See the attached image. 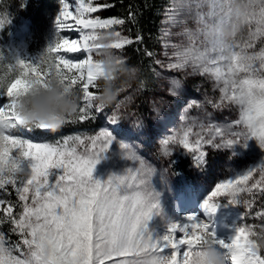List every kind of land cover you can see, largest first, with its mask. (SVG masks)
Masks as SVG:
<instances>
[{"label": "snow or ice", "instance_id": "snow-or-ice-1", "mask_svg": "<svg viewBox=\"0 0 264 264\" xmlns=\"http://www.w3.org/2000/svg\"><path fill=\"white\" fill-rule=\"evenodd\" d=\"M222 4L223 0H178L166 16L174 26L184 23L180 17L185 14L195 19L198 26L206 25L209 19L222 24L231 19L230 14L220 11ZM112 6L105 3L101 7ZM205 7L207 12L203 11ZM251 9L246 21L248 39L228 45L227 52L220 40H214L210 48L201 51L197 47V34L187 29L183 33L187 44L172 46L167 67L191 68L193 74L213 80L220 97L218 103L209 102L214 108L226 104L237 106L239 118L221 127L211 122L209 113H204L203 118L194 117L191 123L206 130L207 136L196 133L197 139L191 143L189 134L193 127H188L182 136L169 135L161 142L165 154H169L170 145L180 146L195 153L199 166L206 156L204 145L231 148L236 144L243 146L252 139L264 149V47L248 51L254 49L257 38L264 44V0H253ZM98 10L93 0H77L74 10L71 0H60L55 19L57 35L53 45L41 56L40 63L18 61V74L0 79V99L6 98L0 104V225L8 224L11 233L18 237L8 243L0 235V264H143L136 255L139 252L137 241L145 238L146 224L154 210H158L157 196L133 187L121 175H112L103 183L93 179L95 165L113 142L109 132L101 131L87 139L68 137L56 144H39L12 134L13 130L24 127L16 115V99L25 94L33 82L44 84L49 72L40 65L49 59L63 81L81 94L78 114L65 124L83 123L103 113L105 107L95 103L99 91L97 78L102 72L94 59L98 48L94 41L104 34L111 38L112 50H123L133 41L114 28L123 25V19L88 17ZM98 29L106 31L98 32ZM66 30L77 32L78 38L61 35ZM61 53H80L81 56ZM116 56L126 66L123 57ZM158 63L165 67L163 61ZM175 90L171 88L173 93ZM198 106L195 101L188 105L189 108ZM118 121L113 113L109 123ZM39 130L48 131L44 127ZM80 146H83L82 152L78 150ZM125 153L126 158L137 160L130 149L125 148ZM141 164L143 170V162ZM255 171L252 168L216 184L202 205L205 214L215 213L218 201L214 198L221 196L227 197L232 205L243 203L245 208H251L252 203L239 194L247 192L256 196L253 190L259 189L258 194L264 196V167L260 169L261 179L249 184ZM12 191L18 203L8 199ZM248 215L245 213L240 219L246 220ZM257 215L264 219V211ZM186 219L188 222L183 226L169 225L168 234L159 241L147 237L148 247L143 251L144 256L152 258L150 264H193V258L200 254V245L205 241L225 250V264H264V251L256 249V241L264 238V232L257 233L252 227L239 224L230 243L224 244L194 215ZM176 233L182 236L177 238Z\"/></svg>", "mask_w": 264, "mask_h": 264}, {"label": "rangeland", "instance_id": "rangeland-1", "mask_svg": "<svg viewBox=\"0 0 264 264\" xmlns=\"http://www.w3.org/2000/svg\"><path fill=\"white\" fill-rule=\"evenodd\" d=\"M174 3H178V0H170L169 9ZM231 4L232 0H223L220 11L225 14H230L231 19L222 24L213 22L209 19L206 25L203 26L201 24L198 26L195 19L185 14L180 17L184 23L179 26H174L170 24L169 18L165 14L161 27L160 52L156 56L157 89L152 98L153 105H150L151 107L149 106V120L146 121L138 116L134 109V99L137 94V88L135 86V73L131 71L130 77L122 76V79L118 84V91L115 95V99L109 106L105 107V109L107 108V111L105 110L104 112V126L95 135L79 136L87 139L88 137L99 135L101 131H107L110 133L106 122L109 121L113 113H115L117 119L119 120L118 122L122 124V133L119 135L110 133L113 137V142L109 146L108 151L104 153L103 159L95 165L93 170V179L99 180L103 183L112 175H121L124 176L133 187H138L142 190L148 191L150 194L154 193L157 196L158 210H154V214L151 219L148 220L145 229V233H150L151 239L153 230L158 229L156 231V236L163 235L165 231L168 230L169 225L174 221L177 222L178 226H183L184 223L178 221L180 213H186L183 209H186L188 206H190L193 210L191 212H193L194 215L200 219V221H203L208 225L207 231L213 233L214 237H216L215 232L217 229H220V232H222V228H224L223 224L227 225L225 229L232 231V237L235 235V224L241 217L238 211L234 208L218 205L215 213L206 215L205 210L202 208L205 199L210 196L216 184L212 185L211 188L206 191L200 186V183H197L198 197L195 200H183L174 197V189L164 174L165 162L169 157H180L181 155L187 154L190 155V158L193 160L192 164H194L197 163L194 159L195 153L189 152L177 145H170L169 154H165L161 144V142L169 135L182 136L188 127H193L194 129L193 132L189 134V141L193 144L197 139L196 133H201L202 135L207 136L206 130H202L199 126H195L191 123L194 117L199 116L203 118L204 113H209L211 122L218 124L221 127H224L239 118V109L237 106L226 104L222 108H214L209 102L216 101L218 103L220 97L219 90L214 89L213 80L199 74H193L191 68L173 70L167 67L173 51L172 46L187 44V36L183 35L185 29L197 34V47H199L201 51H203L205 47L210 48L214 40H220L223 42L225 52H227L228 45L233 43L240 44L246 41L248 39L246 21L249 15L244 17L242 21L244 24L243 30L240 32L235 41L225 44L218 35H216L212 40L208 39L209 33H218L219 30L226 28L227 25L232 22L233 12ZM72 5L74 10L75 4ZM59 10L60 3L56 17L59 14ZM203 11L207 12L208 9L205 7ZM55 19L52 23L54 30L52 35L53 40L51 41L52 45L57 35L55 30ZM0 22H2V27H0V47H3L2 49L4 53H6L11 59L15 71H20L19 66L16 64L18 61L24 63L38 61L39 56L37 53L24 57V53H22V55L18 54L20 53V50L17 47L16 50L11 47L10 37L13 36L14 40L18 41V30H11L8 33V37L5 38L2 34V30L4 29L7 21L0 17ZM69 22L74 23V21ZM198 28L202 29V32H199ZM61 35L78 38V33L75 31L66 30L65 32H62ZM18 43L22 45L20 40ZM262 47H264V44L261 43L260 38H257L254 49H249L248 51H259ZM113 52L115 55H119L118 51L113 50ZM166 53L168 55H166ZM210 54L217 55V53ZM24 58L29 60H24ZM96 58L99 57L94 53V59ZM159 61H163L165 67H161L158 63ZM199 78H202L208 87L205 89L199 83V86L195 89V91L198 92V95L195 96L190 93L186 83H190V81ZM173 87L176 88L175 93L171 91V88ZM193 101L198 103L200 106L189 108V103ZM117 102H119L118 108ZM208 104L210 106H208ZM218 109L223 110V116L219 114ZM145 141H150L153 148L158 151L161 156L162 163H157L153 159L147 158L140 152L141 144ZM32 142L44 144L36 141ZM125 148L130 149L137 157V160L126 158ZM203 149L205 151H210L211 149L225 151L234 156L236 159L243 161L242 166L225 180L233 179L235 176L242 175L252 168H255L256 171L253 173V177L250 179L249 184L261 179L260 169L261 167H264V149H262L255 140L250 139L243 146L236 144L231 148H213L210 145H204ZM78 150L82 152L84 150L83 146H80ZM141 162H143V170ZM149 171L151 173L150 175L148 174ZM246 194L249 193L245 192L240 193L239 195L242 196ZM226 200L228 201L227 198ZM176 213L177 215L174 219V215ZM220 214H222L221 218L224 219L223 222L220 220ZM170 221L172 222L163 229V225ZM147 247L148 239L144 241L143 245H140V247L138 246L139 252H137L136 255L143 257V250Z\"/></svg>", "mask_w": 264, "mask_h": 264}, {"label": "trees", "instance_id": "trees-1", "mask_svg": "<svg viewBox=\"0 0 264 264\" xmlns=\"http://www.w3.org/2000/svg\"><path fill=\"white\" fill-rule=\"evenodd\" d=\"M59 1L0 0V17L7 21L2 34L7 38L11 30H18L17 39L22 42L24 57L36 53L39 56L38 61L32 62V65L40 63L41 56L52 46L51 41L53 40L52 35L54 32L52 23L58 12ZM71 3L76 4L77 0H71ZM105 3L113 6L104 9L101 6ZM93 5L97 6L99 10L96 13L88 14L89 18L99 16L100 18H121L125 21L123 25H117L114 28L125 37L130 38L133 43L127 45L123 50L116 51L125 60L126 67H129L135 73L137 94L134 99V109L138 116L148 121V116L150 115L149 106L153 105L152 98L157 89L156 56L160 52L161 27L164 15L170 7V0H93ZM132 16H134V19L131 18ZM97 31L103 32L106 30L98 29ZM138 36L142 38L139 41L136 39ZM2 48L0 47V79L13 78L18 74V71H15L11 59L4 53ZM61 54L69 57L81 56L80 53ZM24 60L28 61L29 59L24 58ZM42 65L40 66L42 67ZM121 79L122 76L117 80V88ZM199 83L207 89L208 86L202 78L186 83L192 95H198L195 89L199 86ZM93 91L97 90L93 89ZM5 100L6 98L0 99V104L4 103ZM208 106L210 105L208 104ZM105 110L107 111V108H104L103 113L95 114L93 119L83 123H67L55 132L42 133L37 128L22 127L13 130L12 134L44 144H56L68 137L95 135L104 126ZM218 111L223 116V110L218 109ZM106 123L111 134L119 135L122 133L123 127L121 123H109V121ZM140 152L147 158H151L157 163H162L160 154L153 148L150 141L142 142ZM192 161L190 155L186 154L180 157H169L165 162L164 174L172 185L176 198L183 200L197 199V183H200V186L207 191L212 185L225 180L232 173H235L243 164V161L218 149L206 151L205 159L199 166L197 163L192 164ZM254 191L257 192L256 196L251 193L241 196L252 203L251 208H245L243 203L232 205L226 200L227 197L224 196L214 199L218 201L217 205L235 208L241 216L249 213L247 219H240L235 227L239 224H246L257 233H262L264 232V219H261L257 213L264 211V196L258 194L259 189H254ZM8 199L18 203L14 191L11 192ZM154 231H152V234ZM0 235H3L8 243H13L18 239L16 235L11 233L8 224L0 225ZM148 236H150V233L146 232L145 238L137 241L139 247L144 244ZM152 240H154L153 236Z\"/></svg>", "mask_w": 264, "mask_h": 264}, {"label": "clouds", "instance_id": "clouds-1", "mask_svg": "<svg viewBox=\"0 0 264 264\" xmlns=\"http://www.w3.org/2000/svg\"><path fill=\"white\" fill-rule=\"evenodd\" d=\"M251 5L252 0H232V22L218 33H209L208 39L212 40L218 35L225 44L235 41L243 30L244 17L252 10ZM94 43L98 46L99 59H96V62L102 72L97 78L99 91L95 103L98 106L107 107L118 91L117 80L120 76L130 77L131 69L114 54L110 47V37L100 34ZM42 67L49 72L48 78L43 85L33 82V86L25 94L17 97L15 111L24 127L37 129L44 127L48 131L55 132L67 120L73 119L78 114L81 94L78 89L68 86L63 81L62 75L56 71L51 59L47 60ZM256 249L264 251V238L256 241ZM199 253L193 258V264H225L224 253L218 251L210 242H203ZM141 259L143 264H150L152 258L143 256Z\"/></svg>", "mask_w": 264, "mask_h": 264}, {"label": "bare ground", "instance_id": "bare-ground-1", "mask_svg": "<svg viewBox=\"0 0 264 264\" xmlns=\"http://www.w3.org/2000/svg\"><path fill=\"white\" fill-rule=\"evenodd\" d=\"M51 132V131H50ZM184 211H186V213H180V217H179V221L178 222H183L184 224H186L188 221H187V217L189 216V215H194V213L193 212H191V211H193L191 208H190V206H188L186 209H183ZM180 211V210H179ZM178 211V212H179ZM182 212V211H181ZM177 215V213L175 214V216ZM175 216H174V219H175ZM195 216V215H194ZM196 217V216H195ZM222 217V214H220V220H221V222H223L224 221V219L223 218H221ZM197 218V217H196ZM173 219V220H174ZM172 220V221H173ZM197 220L198 221H200V219L199 218H197ZM172 221H170V222H168V223H166L164 226H163V229L164 228H166ZM172 224H176L177 225V222H173ZM171 225V224H170ZM221 228V227H220ZM158 229H155V231H154V233L152 234V236H153V241H159V240H161V238L162 237H164L165 235H167L168 234V230L167 231H165V233L163 234V235H157L156 236V231H157ZM215 234H216V237H215V239L217 240V241H223L224 242V244H228V243H230V241H231V238H232V231L231 230H229V229H225V228H222V232H220V229H217V231L215 232ZM179 235V236H178ZM176 236H177V238H179V237H181L182 236V234H180V233H176ZM216 248H217V250L218 251H221V252H223L224 253V251L225 250H223V249H221L219 246H216ZM182 251H183V246H182Z\"/></svg>", "mask_w": 264, "mask_h": 264}, {"label": "water", "instance_id": "water-1", "mask_svg": "<svg viewBox=\"0 0 264 264\" xmlns=\"http://www.w3.org/2000/svg\"><path fill=\"white\" fill-rule=\"evenodd\" d=\"M41 132H44V133H46V132H50V131H41Z\"/></svg>", "mask_w": 264, "mask_h": 264}]
</instances>
